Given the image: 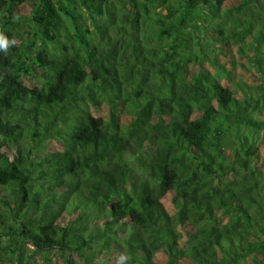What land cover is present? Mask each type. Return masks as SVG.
Wrapping results in <instances>:
<instances>
[{"label":"trees","instance_id":"16d2710c","mask_svg":"<svg viewBox=\"0 0 264 264\" xmlns=\"http://www.w3.org/2000/svg\"><path fill=\"white\" fill-rule=\"evenodd\" d=\"M0 36L1 260L264 264V0H0Z\"/></svg>","mask_w":264,"mask_h":264},{"label":"rangeland","instance_id":"374dc122","mask_svg":"<svg viewBox=\"0 0 264 264\" xmlns=\"http://www.w3.org/2000/svg\"><path fill=\"white\" fill-rule=\"evenodd\" d=\"M30 7L28 5L24 6L23 7V12L24 13H27L29 10ZM167 10L164 9V12H166ZM223 49H224V54L221 55L220 59L224 61V63H227L229 66H231L228 62V60H230V62H232L231 64H235V63H238L240 62L239 60L240 59V56L238 54V44L235 43V42H231L230 44H226V45H223L222 46ZM235 61V62H233ZM210 65V63H208ZM211 67V66H210ZM238 72H236L237 74V77L238 78H241V77H244L241 75V72L242 74H244L243 70L239 68H237ZM242 70V71H241ZM192 72L189 70V73ZM35 79L33 77H27V81H26V84L29 85V86H33L34 83H35ZM106 107H101V108H93L94 112L98 115L100 114H103L104 111L106 110L105 109ZM1 198H4L7 202H11L12 201V197H11V190L9 188H6L5 186H2L0 185V199ZM0 208H2L3 210H8V206L7 205H4V204H1L0 203ZM32 248H34L32 245H31ZM30 254L31 255H35V259L36 262L35 264H44L47 262V257L49 258H52V264H56V263H62L63 262V258L61 257V253L59 251H56V250H53L52 252H48L46 254H41V253H36L34 251H30Z\"/></svg>","mask_w":264,"mask_h":264},{"label":"clouds","instance_id":"9594fccd","mask_svg":"<svg viewBox=\"0 0 264 264\" xmlns=\"http://www.w3.org/2000/svg\"><path fill=\"white\" fill-rule=\"evenodd\" d=\"M11 43H14V41H9V40L3 38L2 36H0V50H4V51H6L7 48L9 47V45H10ZM125 259H126V258L123 257V256L120 257V260H121V261H123V260H125Z\"/></svg>","mask_w":264,"mask_h":264},{"label":"water","instance_id":"95a60500","mask_svg":"<svg viewBox=\"0 0 264 264\" xmlns=\"http://www.w3.org/2000/svg\"><path fill=\"white\" fill-rule=\"evenodd\" d=\"M19 259H20V252H19V255H18V258H17L16 262H9L8 260H1L0 259V263L1 264H19Z\"/></svg>","mask_w":264,"mask_h":264}]
</instances>
